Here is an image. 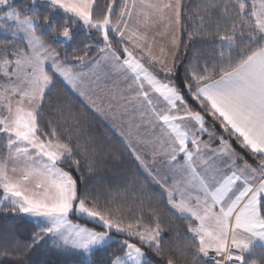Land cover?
Wrapping results in <instances>:
<instances>
[{"label": "snow or ice", "instance_id": "snow-or-ice-1", "mask_svg": "<svg viewBox=\"0 0 264 264\" xmlns=\"http://www.w3.org/2000/svg\"><path fill=\"white\" fill-rule=\"evenodd\" d=\"M0 30V264H264V0H0Z\"/></svg>", "mask_w": 264, "mask_h": 264}, {"label": "trees", "instance_id": "trees-1", "mask_svg": "<svg viewBox=\"0 0 264 264\" xmlns=\"http://www.w3.org/2000/svg\"><path fill=\"white\" fill-rule=\"evenodd\" d=\"M186 5L191 6L192 3L195 2V0H184ZM17 4L23 5V3H28V0H17L16 1ZM36 10L38 12H40L41 14H43L44 12L47 11V6L46 5H37L35 6ZM63 14L60 13L58 14V16H56L55 18L57 20L60 19V17ZM62 22V21H61ZM84 39V35L81 33L79 35V40H83ZM65 47L67 48L68 46L65 45ZM69 52H71V48L68 49ZM93 119H92V126L99 132H104L106 125L101 121L100 118H98L94 113L91 114ZM107 175L111 176L112 173L108 172ZM13 223H15V221L13 219H6L3 217L2 214H0V227L5 226V225H12ZM21 235L27 239L28 236H30V232L29 233H21ZM108 251H111V249H108ZM29 259L32 261V264H46V261L48 259H50L49 254L44 252V251H38L36 252L34 255H31L29 257ZM69 260L73 261L74 264H88V259H86L84 256H69L68 257ZM91 259L93 261H104L108 259V254L107 251H96L95 255L93 257H91Z\"/></svg>", "mask_w": 264, "mask_h": 264}, {"label": "rangeland", "instance_id": "rangeland-1", "mask_svg": "<svg viewBox=\"0 0 264 264\" xmlns=\"http://www.w3.org/2000/svg\"><path fill=\"white\" fill-rule=\"evenodd\" d=\"M17 1V0H16ZM24 4V3H23ZM26 4V3H25ZM37 5H45V4H41V3H38ZM36 5V6H37ZM4 39H10V36H8V35H6L5 33H4V31L3 30H0V40H4ZM98 118H100L101 119V121L106 125V121H105V119L103 118V117H101L99 114H96V113H94ZM86 259H89L88 257H85Z\"/></svg>", "mask_w": 264, "mask_h": 264}]
</instances>
